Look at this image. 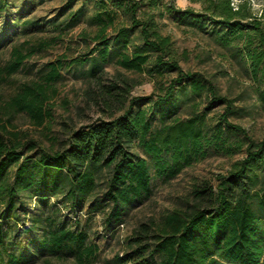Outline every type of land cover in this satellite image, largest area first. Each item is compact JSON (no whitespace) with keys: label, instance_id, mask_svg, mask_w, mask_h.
Segmentation results:
<instances>
[{"label":"trees","instance_id":"16d2710c","mask_svg":"<svg viewBox=\"0 0 264 264\" xmlns=\"http://www.w3.org/2000/svg\"><path fill=\"white\" fill-rule=\"evenodd\" d=\"M112 1L129 16L131 24L139 28L143 43L131 53L124 52L118 65L142 72L148 53L153 52L157 66L178 72L170 81L165 97L156 102H166L164 118L180 108L182 102L180 96L174 95V87L182 85L184 80L191 94L205 95L225 104V112L211 130L204 115L197 112H192L186 120L174 118L153 128L150 113L154 106L133 110L136 98H129L128 91L123 90L113 95L119 98L117 102L122 109L127 104L121 115L77 128L69 133L61 149L38 150L33 156L25 155V146L29 144L21 143L20 133L9 130L0 118V205L4 207L0 219L11 218L18 224L17 205L23 195L35 198L37 203L47 202L49 196L61 197L64 204L82 207L93 198L103 174L106 178L102 199L113 206L142 198L150 191L151 166L146 158L133 153L134 146L153 160L156 175L168 178L204 158L208 147L213 146L229 156L244 151L245 157L226 175L219 176L215 187L203 185L194 190L199 203L188 210L172 211L155 225L153 243L148 242L152 228L141 226L139 234L130 239L126 252L116 256L115 264H264V141H255L241 126L229 122L228 117L235 113L233 102L220 95L211 82L182 71L170 38L159 32L153 14L142 19L137 16L142 0ZM189 1L200 4L201 9L195 12L186 8L184 15L200 20L207 17L222 25L223 31L217 38L221 45L243 41V53L252 74L264 84V25L251 12L249 0H238L236 4L235 0ZM79 16L77 13V20ZM95 21L100 25L95 36L98 46L78 63H89L88 75L100 78L111 55L109 43L127 47L130 36L119 27L109 41L103 34L114 24L113 17L97 15ZM31 55V50L13 47L1 71L12 75ZM61 68L60 62L52 64L41 81L27 84L16 92L4 104L8 115L24 112L41 125L50 115L45 103L60 77ZM258 97L264 104V88ZM228 131L241 134L242 141L235 146L226 145L224 135ZM35 147L33 144L26 149L31 151ZM30 220L31 227L40 222L33 217ZM2 241L0 235V264H4L6 258L8 264H26L21 256L4 251ZM40 247L44 252L43 262L47 264L51 263L48 255H62L58 254L60 252L72 254L73 264H90L98 250L95 244L86 242L85 233L73 232L62 224L45 234Z\"/></svg>","mask_w":264,"mask_h":264},{"label":"rangeland","instance_id":"374dc122","mask_svg":"<svg viewBox=\"0 0 264 264\" xmlns=\"http://www.w3.org/2000/svg\"><path fill=\"white\" fill-rule=\"evenodd\" d=\"M237 2L235 0V4ZM249 2L251 12L264 25V0ZM154 3L158 5L154 6ZM186 8L198 12L201 6L189 0H142L137 16L142 19L153 14L159 32L170 38L182 71L211 82L220 95L233 102L235 113L228 117L229 122L241 126L255 141H264V104L258 97L264 84L252 74L243 53V41L221 45L217 38L223 31L222 25L207 17L200 20L184 15ZM77 13L80 14L78 20ZM97 15L113 17L114 24L103 34L107 40L111 41L116 29L122 27L129 33L130 43L127 47H115L110 42L111 55L100 78H91L88 75L89 63L78 61L87 58L98 46L95 40L100 30L95 21ZM139 32V28L131 24L129 16L112 0H0V118L9 130L20 133L21 143L29 144L25 146V155L33 156L38 150H59L71 131L121 115L127 104L122 109L117 102L119 98L113 95L123 90L128 91L129 98H136L133 110L154 106L150 113L153 128L174 118L186 120L192 112L204 115L210 130L219 122L226 105L205 95L194 96L185 87L187 80L174 87V95L180 96L182 102L180 108L164 118L166 102H156L165 97L170 81L178 72L157 66L153 52L148 53V62L142 72L127 70L117 63L124 52L131 53L134 48L143 46ZM13 47L31 50L32 55L15 73L8 75L1 70L10 59ZM59 62L62 65L60 77L49 92L45 105L50 115L43 123L37 125L24 112L8 115L5 102L23 86L41 81L51 65ZM224 137L228 146H235L243 139L241 134L229 131ZM33 144L36 145L35 150L26 149ZM132 151L146 158L151 166L147 195L113 206L102 199L105 174L98 181L93 198L82 207L64 204L61 197L49 196L47 202L37 203L35 198L23 195L17 205L18 224L11 218L0 219L2 249L21 256L26 264H47L43 262L42 240L47 232L62 224L73 232L85 233L86 242L98 247L90 264H115L116 256L126 252L130 239L139 234L141 226L152 228L148 242L153 243L155 225L170 212L188 210L199 203L194 190L203 185L215 187L218 177L226 175L235 163L245 157L244 151L229 156L211 146L206 149L204 158L168 178L156 175L153 160L141 148L134 146ZM3 209L0 205V215ZM30 217L40 222L31 227ZM58 254L62 255H48L50 264L74 263L72 254ZM6 260L4 264H8Z\"/></svg>","mask_w":264,"mask_h":264}]
</instances>
